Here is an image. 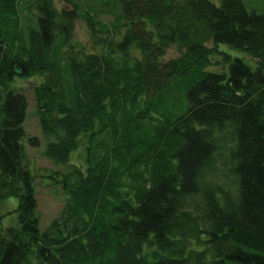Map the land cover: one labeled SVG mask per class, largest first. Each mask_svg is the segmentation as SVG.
I'll return each mask as SVG.
<instances>
[{
  "label": "trees",
  "instance_id": "1",
  "mask_svg": "<svg viewBox=\"0 0 264 264\" xmlns=\"http://www.w3.org/2000/svg\"><path fill=\"white\" fill-rule=\"evenodd\" d=\"M29 77L41 137L15 85ZM27 145L60 168L36 173ZM38 178L63 197L44 229ZM8 197L0 264H264V12L0 0V206Z\"/></svg>",
  "mask_w": 264,
  "mask_h": 264
},
{
  "label": "rangeland",
  "instance_id": "2",
  "mask_svg": "<svg viewBox=\"0 0 264 264\" xmlns=\"http://www.w3.org/2000/svg\"><path fill=\"white\" fill-rule=\"evenodd\" d=\"M215 4H220L221 0H211ZM246 8L249 11H257L259 13L264 12V0H243ZM75 38L79 41L86 42L88 39V32L86 25L81 20H76ZM175 52L171 49L170 54ZM249 59L248 57H245ZM249 63V62H248ZM36 80L33 77L18 79L15 85L25 94L28 100L27 116L24 123L25 130L30 136H40L42 131L39 125V119L36 113L35 97H34V84ZM27 151L30 159L34 164V170L36 173H40L44 170L58 169L59 166H55L44 154L43 148H35L27 145ZM73 155L76 153H72ZM79 160L73 156V161ZM40 178L37 181V200L38 209L41 214V228L45 226L59 213L63 206V197L60 191L57 194L53 193V188L48 186L45 182H40ZM18 204L17 197L6 198L0 206V215L3 214L2 224L4 226L13 223L12 220H16V207Z\"/></svg>",
  "mask_w": 264,
  "mask_h": 264
}]
</instances>
